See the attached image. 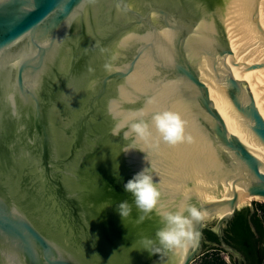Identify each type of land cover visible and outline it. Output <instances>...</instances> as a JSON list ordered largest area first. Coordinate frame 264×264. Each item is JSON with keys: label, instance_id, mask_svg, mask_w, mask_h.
<instances>
[{"label": "water", "instance_id": "95a60500", "mask_svg": "<svg viewBox=\"0 0 264 264\" xmlns=\"http://www.w3.org/2000/svg\"><path fill=\"white\" fill-rule=\"evenodd\" d=\"M27 4L0 6V264H127L136 213L116 209L144 167L169 210L190 189L207 213L171 252L185 264L205 223L222 238L240 198L264 204V0ZM110 102L132 123L177 112L186 138L151 128L153 146L125 153Z\"/></svg>", "mask_w": 264, "mask_h": 264}, {"label": "clouds", "instance_id": "9594fccd", "mask_svg": "<svg viewBox=\"0 0 264 264\" xmlns=\"http://www.w3.org/2000/svg\"><path fill=\"white\" fill-rule=\"evenodd\" d=\"M12 0H0V6L11 3ZM36 0H30V4L25 5L27 13L36 10ZM109 114L115 121L112 128L113 136L123 134L124 140H131V144L125 150L128 153L130 150H139L143 153V148H136V145L153 146V137L151 128H155L158 134L157 143L162 141L168 145L175 146L185 140V122L181 116L174 111H162L152 115L151 125L143 120L132 123L124 116L120 110H115L110 102L108 108ZM140 116L145 115L143 112ZM124 191L131 194L135 207L145 216L155 215L163 225L162 228L156 231L155 240L144 238L140 241L141 246L145 251L152 250L153 244H158V248L167 250L174 254L180 253L191 246L198 237L193 228L194 224L206 219L207 213L190 203L192 200V190H184L182 192V201L175 206V210H169L161 203L163 193L159 182L153 175L152 167H144L136 173L131 179L123 184ZM179 191V189H178ZM198 195V194H197ZM131 205L127 201L121 202L116 212L121 218H126L130 215Z\"/></svg>", "mask_w": 264, "mask_h": 264}, {"label": "flooded vegetation", "instance_id": "af4514ba", "mask_svg": "<svg viewBox=\"0 0 264 264\" xmlns=\"http://www.w3.org/2000/svg\"><path fill=\"white\" fill-rule=\"evenodd\" d=\"M254 206V210L249 205L239 206L235 217L224 225L222 238H220L216 230L220 220L219 217L205 223L200 255L189 264H195L198 261L200 264H204L207 259L216 256L225 264H258L260 258L264 256V237L260 233L259 218L255 213L256 204ZM131 210L136 213V217L131 222L134 225V229L131 230L132 228L130 227L127 231L128 240L125 247L127 264H185L186 255L183 259H178L167 250L160 249L155 251L159 247L158 244H153L152 250L145 251L140 241L144 238L155 240L156 231L162 228L161 222L156 216L150 218L145 216L141 220L142 212L135 205ZM242 213H246V222L244 223L249 231L250 251H247L249 249L247 246L242 245L241 237L238 233L239 219ZM223 244L233 249L236 255L225 250Z\"/></svg>", "mask_w": 264, "mask_h": 264}, {"label": "trees", "instance_id": "16d2710c", "mask_svg": "<svg viewBox=\"0 0 264 264\" xmlns=\"http://www.w3.org/2000/svg\"><path fill=\"white\" fill-rule=\"evenodd\" d=\"M261 208H264V205H260ZM246 213H242L240 215L239 219V228H238V233L239 236L241 237V243L243 246H247L249 248V231L246 227ZM256 216V215H255ZM256 220V219H255ZM259 220V219H258ZM258 223V221H256ZM259 227H260V233L262 237H264V227L262 225V222L259 220ZM246 249V248H245ZM251 249L249 248L247 251H250ZM204 264H225L218 256L212 257L207 259ZM258 264H264V256H262L258 262Z\"/></svg>", "mask_w": 264, "mask_h": 264}, {"label": "built area", "instance_id": "2783aa9c", "mask_svg": "<svg viewBox=\"0 0 264 264\" xmlns=\"http://www.w3.org/2000/svg\"><path fill=\"white\" fill-rule=\"evenodd\" d=\"M254 205L256 204V208H255V213L257 215V217L259 218V220L262 222V225L264 227V208H261L260 205H264L263 203H256L253 202ZM260 204V205H258Z\"/></svg>", "mask_w": 264, "mask_h": 264}, {"label": "bare ground", "instance_id": "6f19581e", "mask_svg": "<svg viewBox=\"0 0 264 264\" xmlns=\"http://www.w3.org/2000/svg\"><path fill=\"white\" fill-rule=\"evenodd\" d=\"M255 199H252V198H250V199H247V198H240V201H239V206H242V205H246V204H251L253 201H254ZM238 206V207H239ZM223 214H225V211L223 212V213H221V215H223Z\"/></svg>", "mask_w": 264, "mask_h": 264}, {"label": "rangeland", "instance_id": "374dc122", "mask_svg": "<svg viewBox=\"0 0 264 264\" xmlns=\"http://www.w3.org/2000/svg\"><path fill=\"white\" fill-rule=\"evenodd\" d=\"M255 201H257V200H254L253 202H255ZM256 203H260V202H256ZM246 205H250V204H246ZM258 205H260V204H258ZM253 206H254V203H253ZM255 207V206H254ZM195 264H200L199 263V261L198 262H196Z\"/></svg>", "mask_w": 264, "mask_h": 264}]
</instances>
